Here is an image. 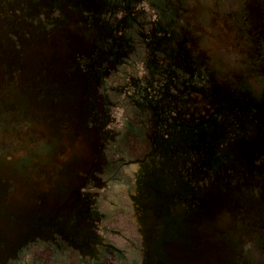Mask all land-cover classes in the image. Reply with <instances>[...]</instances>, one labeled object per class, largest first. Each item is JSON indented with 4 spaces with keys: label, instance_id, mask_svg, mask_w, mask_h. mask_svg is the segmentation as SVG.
<instances>
[{
    "label": "rangeland",
    "instance_id": "rangeland-1",
    "mask_svg": "<svg viewBox=\"0 0 264 264\" xmlns=\"http://www.w3.org/2000/svg\"><path fill=\"white\" fill-rule=\"evenodd\" d=\"M0 264H264V0H0Z\"/></svg>",
    "mask_w": 264,
    "mask_h": 264
},
{
    "label": "flooded vegetation",
    "instance_id": "flooded-vegetation-1",
    "mask_svg": "<svg viewBox=\"0 0 264 264\" xmlns=\"http://www.w3.org/2000/svg\"><path fill=\"white\" fill-rule=\"evenodd\" d=\"M4 188V187H3Z\"/></svg>",
    "mask_w": 264,
    "mask_h": 264
}]
</instances>
